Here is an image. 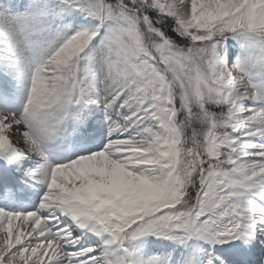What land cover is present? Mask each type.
I'll list each match as a JSON object with an SVG mask.
<instances>
[{
  "label": "snow or ice",
  "instance_id": "obj_1",
  "mask_svg": "<svg viewBox=\"0 0 264 264\" xmlns=\"http://www.w3.org/2000/svg\"><path fill=\"white\" fill-rule=\"evenodd\" d=\"M0 264H264V0H0Z\"/></svg>",
  "mask_w": 264,
  "mask_h": 264
}]
</instances>
